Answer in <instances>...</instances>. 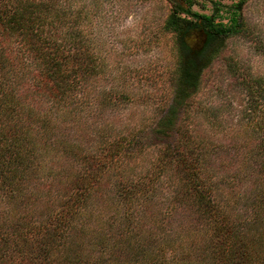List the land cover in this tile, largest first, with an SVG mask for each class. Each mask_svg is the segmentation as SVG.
Masks as SVG:
<instances>
[{
	"label": "trees",
	"instance_id": "trees-1",
	"mask_svg": "<svg viewBox=\"0 0 264 264\" xmlns=\"http://www.w3.org/2000/svg\"><path fill=\"white\" fill-rule=\"evenodd\" d=\"M167 1L162 28L173 36L175 54L173 68L162 69L166 80L160 75L153 91L137 80L147 77L145 70L129 71L119 76L122 86L97 94L107 65L90 29L93 13L73 9L75 0H0V202L12 207L0 211V264H264V190L252 204L254 218L241 221L232 200L223 204L216 196L208 148L193 129L195 97L219 63L242 93L252 132L264 141V78L239 75L229 46L250 33L244 0L227 20L193 9V0ZM91 104L104 111L153 104L151 129L171 145L156 146L146 171L132 175L150 144L140 150L133 143L149 123L123 132L107 124L89 150L52 140L67 122L88 119ZM52 150L64 163L55 164ZM169 170L178 188L165 210L191 215L185 236L169 234L163 215L157 230L142 228ZM108 185L119 214L103 218L97 199ZM167 250L173 254L165 261Z\"/></svg>",
	"mask_w": 264,
	"mask_h": 264
},
{
	"label": "rangeland",
	"instance_id": "rangeland-1",
	"mask_svg": "<svg viewBox=\"0 0 264 264\" xmlns=\"http://www.w3.org/2000/svg\"><path fill=\"white\" fill-rule=\"evenodd\" d=\"M238 1L193 0V9L206 13L216 11L227 20L230 18L231 8ZM81 6L94 14L90 29L96 40L102 42L101 48L107 65L106 72L96 83L95 93L122 86L120 74L125 77L129 71L142 74L144 70L147 77L140 76L137 80L141 79L140 81L153 91L158 90L160 75L166 80L162 69H172L174 62V38L162 28L171 2L75 0L73 9ZM241 12L250 33L248 37L229 40L230 49L239 59V75L243 76L248 72L247 74L264 78V0H244ZM213 74L204 89L195 97L193 129L208 148V162L212 170V181L217 189L216 196L221 198L223 204L228 202V199L232 200L234 213L241 221L248 222L254 218L252 204L258 201L256 196L264 190V155L260 148L264 147V141L252 132L246 119L245 101L240 89L235 85L236 82L219 63L216 64ZM129 80L134 83L131 78ZM158 96L156 95L157 99ZM91 107L88 119L67 122V126L52 140H64L65 143L89 150L99 141L103 134L101 129L107 124H112L111 128L115 131L123 132L126 127L149 123L144 136L136 139L133 144H138L140 150L147 148L148 143L156 145L150 147L149 144V151H141L137 155V158L141 156L130 171L132 175H140L146 171L150 156L156 153V146L159 148L163 144L171 145L169 139L158 137L151 129L157 114L153 104H127L105 111L98 110L93 104ZM96 113L100 114L93 119ZM111 128L109 127V130ZM50 154L54 157L55 164L64 163L62 157L54 150L50 151ZM160 181L156 194L151 197L149 213L142 228L157 230L156 222L158 218L162 219L163 215L165 217L162 221L169 234L178 235L179 232L185 236L187 233L184 227L190 222H195L191 215L178 208L172 213H166L165 210L168 203L172 204L171 197L178 188L174 170L163 174ZM97 200L102 201L103 218L119 214L113 204L109 185L99 194ZM259 200L264 203V193H260ZM10 208V205L0 202V211ZM261 208H264V204ZM21 212L15 210V214ZM172 254L167 250L164 260L167 261ZM119 256V260L126 257L123 253Z\"/></svg>",
	"mask_w": 264,
	"mask_h": 264
}]
</instances>
